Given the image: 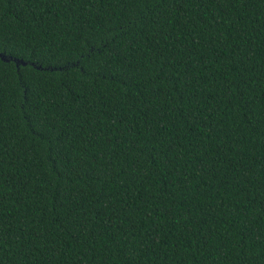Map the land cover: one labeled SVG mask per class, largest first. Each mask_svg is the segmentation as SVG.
Returning a JSON list of instances; mask_svg holds the SVG:
<instances>
[{
    "label": "trees",
    "instance_id": "obj_1",
    "mask_svg": "<svg viewBox=\"0 0 264 264\" xmlns=\"http://www.w3.org/2000/svg\"><path fill=\"white\" fill-rule=\"evenodd\" d=\"M0 54V264H264V0H0Z\"/></svg>",
    "mask_w": 264,
    "mask_h": 264
},
{
    "label": "water",
    "instance_id": "obj_2",
    "mask_svg": "<svg viewBox=\"0 0 264 264\" xmlns=\"http://www.w3.org/2000/svg\"><path fill=\"white\" fill-rule=\"evenodd\" d=\"M0 57H2L3 59H7V58L4 56V54H0ZM22 63H23L24 65L27 64V62H24V61H22ZM39 67H41V66H39Z\"/></svg>",
    "mask_w": 264,
    "mask_h": 264
}]
</instances>
